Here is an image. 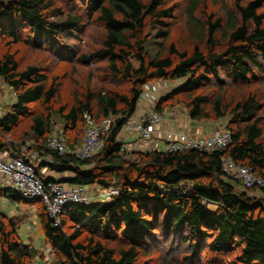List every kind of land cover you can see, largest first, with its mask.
<instances>
[{
	"label": "trees",
	"instance_id": "obj_1",
	"mask_svg": "<svg viewBox=\"0 0 264 264\" xmlns=\"http://www.w3.org/2000/svg\"><path fill=\"white\" fill-rule=\"evenodd\" d=\"M221 1L180 6L168 0H0V79L16 95L0 119V150L7 145L3 137L27 119L30 139L41 151L55 118L63 122L60 132L71 148L81 144L86 117L98 124L116 118L103 151L91 159L43 150L54 159L43 165L71 174L67 183L120 191L108 204L100 197L90 205H68L58 226L41 200L27 201L38 207L54 264H144L153 246L174 236L187 246L182 253L187 262L207 252L214 264H264V188L246 190L222 167V158H230L264 180V95L253 86L264 81V0H236L234 10ZM78 2L83 14L71 8ZM178 11L186 21L185 46L172 38ZM92 22L104 29L101 46L69 62H106L107 77L129 90L86 89L62 102L59 78L36 65L23 68L15 46L62 54L68 49L62 39L83 35ZM161 80L185 82L160 100L158 112L185 97L195 122L229 117L226 151L133 152L137 161L125 159L119 133L136 113L143 87ZM213 85L214 93H203ZM234 89L239 95L230 99ZM254 189L258 195L250 193ZM12 193L14 200L25 201ZM20 228L18 218L0 212V264H35L40 256L22 242Z\"/></svg>",
	"mask_w": 264,
	"mask_h": 264
},
{
	"label": "rangeland",
	"instance_id": "obj_2",
	"mask_svg": "<svg viewBox=\"0 0 264 264\" xmlns=\"http://www.w3.org/2000/svg\"><path fill=\"white\" fill-rule=\"evenodd\" d=\"M7 1V0H3ZM169 2L180 4V6L187 4L189 0H168ZM205 1V0H204ZM213 1H211V6H213ZM221 3L227 5L231 10L235 9L236 0H222ZM210 6V2H209ZM83 4L81 2L76 3L71 6V8L78 13L83 14L85 9L83 8ZM264 11V8H263ZM172 25L173 31V40L178 42L181 46H185L188 42V33L186 28L185 17L178 11L176 19ZM104 29L103 27L95 22L89 23L87 25V29L85 33L81 36H73L72 38L64 37L62 42L67 45L68 49L66 52L72 53L71 56L65 53H57L53 52L48 48L44 49H35L29 46H15V49L19 51V58L23 64V68L27 65H36L42 68L44 71L48 73L50 77H58L59 78V91L61 93L62 102H72L75 95H82L86 89L93 90L96 94L100 92H108V91H117V92H128V85L121 83V81H116L114 79L107 77L106 70V62H95L91 66H83L77 63L76 60L74 62H69L70 57L74 59L78 57L80 54H86L95 51L98 47L101 46V38L103 36ZM4 45H0L2 48ZM157 49V48H156ZM137 65V64H136ZM264 79V78H263ZM185 80H174V81H153L148 83L143 87V99L139 101L138 109L139 113L138 117H142L148 111V109L157 107L158 103L162 98L171 94L177 88L183 85ZM229 84V82H227ZM255 89H257L261 94L264 95V81H261L259 84L253 85ZM216 90V86H211L207 90L203 91L204 94H212ZM13 91H8L7 86L0 79V101L2 102V111L5 114L10 111L12 104H3V100H12L13 99ZM237 97L239 92H234L230 95V99L233 96ZM179 99V98H177ZM181 103L175 104L171 106L167 103L164 108L163 114L165 115L166 121H171L172 119H177L181 123L186 122L189 119V114L187 107L185 105L186 99L185 97H180ZM175 100V99H174ZM175 102V101H174ZM173 102V103H174ZM112 122L116 120L115 117L110 119ZM55 129L53 132H60L63 129V122L59 118L54 119ZM229 122V117L220 120H204L202 122H198L202 124V127L208 128L210 132H213L219 128H226ZM30 125V119L24 120L21 122L20 127L16 129V131L11 136L3 137L4 142L9 146L11 143L14 144L17 148L16 151H21L26 144L35 143L28 134V129ZM86 128V126H85ZM85 128L83 134L85 135ZM84 135L81 141V144L84 140ZM75 137L74 135H71ZM131 134H126L124 138H129ZM133 136V135H132ZM135 137V136H134ZM81 146V145H80ZM160 148L164 149V143H160ZM13 149V150H15ZM36 147L32 148L33 152H36ZM19 153V152H18ZM127 154L125 156L126 160L129 161H137V157L134 156V153H131V150L128 152H124ZM264 182V180H263ZM264 188V187H263ZM89 193L93 201H97L98 198L104 193L109 192L103 191L100 192L99 189H93L92 187L88 188ZM257 191H260V188H257ZM257 191L254 189L250 193L255 195ZM101 193V194H100ZM110 200L103 199V204H108ZM31 208H34L35 211H38V207L36 205H31ZM210 213H213V207H207ZM212 209V210H211ZM211 210V211H210ZM23 214L28 213L29 211L26 208H21ZM28 211V212H27ZM31 212V211H30ZM22 223V221H28L30 219L26 216H22V218L16 217ZM37 221V220H36ZM28 229L31 230V237L34 242V246L36 248H40L41 244L44 243L45 237L40 225V222L30 223ZM26 228H20V239L27 241ZM161 238V237H160ZM168 243V244H167ZM163 243L162 245L153 246L151 249L153 251L150 257L144 258V264H214L212 263L211 258L207 255V252L201 253V257L196 259V262H191L185 259L182 253L187 249V246H183L179 241V238L176 236L171 237L169 242ZM170 243H172V247H167ZM166 245V246H165ZM164 247V248H163ZM170 248V249H169ZM186 254V253H185ZM194 259V260H195ZM231 264V263H229Z\"/></svg>",
	"mask_w": 264,
	"mask_h": 264
},
{
	"label": "built area",
	"instance_id": "obj_3",
	"mask_svg": "<svg viewBox=\"0 0 264 264\" xmlns=\"http://www.w3.org/2000/svg\"><path fill=\"white\" fill-rule=\"evenodd\" d=\"M141 99H143V93ZM138 114H140L139 109L129 118L119 133L117 140L122 146L123 153L130 150L137 152L159 151L157 142L159 137L162 138L167 153L224 152L231 143V135L226 128L216 129L209 135L195 136L183 128L165 129V115L158 112L155 107L148 109L142 117H138ZM3 117L2 102L0 101V119ZM112 126L113 122L110 119L98 124L90 117H86L84 140L79 147H69L61 132H53L47 138L41 151L38 150L36 143L26 144L19 153H15L13 149L6 150L4 154H0V176L5 178L7 187L15 191L25 201L41 200L45 205L48 217L58 226L60 217L68 205H90L93 199L86 186L62 183L56 180L44 182V176L40 171L41 164H53L54 159L50 154L43 155V152L51 151L60 155H71L81 160L91 159L103 151ZM132 133L137 134L138 140L127 143L124 136L132 135ZM33 147H36V152L32 151ZM222 167L230 178L238 181L246 190L256 186L264 187L263 180L256 177L249 167L238 165L226 157L222 158ZM108 191L100 197H107L110 200L120 194L117 189Z\"/></svg>",
	"mask_w": 264,
	"mask_h": 264
},
{
	"label": "crops",
	"instance_id": "obj_4",
	"mask_svg": "<svg viewBox=\"0 0 264 264\" xmlns=\"http://www.w3.org/2000/svg\"><path fill=\"white\" fill-rule=\"evenodd\" d=\"M7 89H8V91H13L8 86H7ZM15 101H16V95L13 94V99L12 100H3V104H7V105L13 104V103H15ZM7 114H8V112H7ZM164 128L165 129L183 128L195 136L209 135L211 133L208 128L204 129L202 127L201 123L195 122V121L191 120L190 118L184 123H181L177 119H172L169 122L166 121ZM132 135L129 138H127V140H126L127 143H133V142L138 140L137 134L132 133ZM157 140H158L157 142H158L159 152H165V148L164 149L160 148V143L163 142L162 138L159 137V138H157ZM9 149H13V148H11L10 145L5 146V148H3V150H0V154H4L6 152V150H9ZM14 151H15V153H18V151H16V150H14ZM133 152H137V151H131V153H133ZM142 152H149V151L145 150ZM40 171H41L42 175L44 177H46L47 179L56 180V181L62 182V183H67V181L69 179H71V177H72L71 174H69V173H64V174L53 173L51 170H49V168L45 167L43 165V163L41 164ZM68 184H70V183H68ZM92 188L95 189V187H92ZM96 190H97V188H96ZM9 191H11V192H9ZM12 192H13V190H11L7 187L6 182H5V178L3 176H0V212L3 213L8 218H16V217L22 218V216L27 215L28 218H26V219H30V220H28V221L24 220L21 223V228L25 227L27 229L26 230L27 241L22 240V242L26 245L31 246L33 249H35L36 251L39 252L40 256H38L36 258L35 264H54L53 252L50 249V247L47 245L46 241H44V243L41 244L40 248H36L34 246V242H33L32 237H31V230L28 229V226L30 223L33 224L34 222L39 221L38 211H35L34 208H31L32 207L31 204H28L27 201L14 200ZM209 207L214 208L213 210H215V211L213 213L216 212V210H217L216 206L210 205ZM21 208H26L29 212L27 211L28 213L23 214V211H21V213H20ZM18 234H19V237H21L20 232ZM41 255L43 257H41Z\"/></svg>",
	"mask_w": 264,
	"mask_h": 264
},
{
	"label": "bare ground",
	"instance_id": "obj_5",
	"mask_svg": "<svg viewBox=\"0 0 264 264\" xmlns=\"http://www.w3.org/2000/svg\"><path fill=\"white\" fill-rule=\"evenodd\" d=\"M64 136V135H63ZM212 210V209H211Z\"/></svg>",
	"mask_w": 264,
	"mask_h": 264
}]
</instances>
